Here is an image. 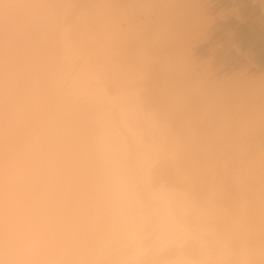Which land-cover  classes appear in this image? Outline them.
I'll return each mask as SVG.
<instances>
[{
  "label": "clouds",
  "instance_id": "obj_1",
  "mask_svg": "<svg viewBox=\"0 0 264 264\" xmlns=\"http://www.w3.org/2000/svg\"><path fill=\"white\" fill-rule=\"evenodd\" d=\"M107 10L166 23L179 15L167 0H123ZM102 68H79L70 88L102 120L121 171L118 196L98 217L113 239L50 223L40 193L21 184L13 195L0 167V264H264V154L241 189L219 158L193 154L148 83L157 69L147 59L115 56ZM238 232L260 242L230 252Z\"/></svg>",
  "mask_w": 264,
  "mask_h": 264
},
{
  "label": "bare ground",
  "instance_id": "obj_2",
  "mask_svg": "<svg viewBox=\"0 0 264 264\" xmlns=\"http://www.w3.org/2000/svg\"><path fill=\"white\" fill-rule=\"evenodd\" d=\"M92 2L0 0V167L13 195L21 184L40 193L50 223L103 243L113 237L99 230L98 217L102 207L117 198L121 171L111 154L102 120L94 117L77 99L76 90L70 88L79 68L95 65L102 74V66L111 60L97 50V40L94 42L92 38L96 24H91L94 20L87 13ZM86 18L92 21L87 19V22ZM103 19L108 21L109 17L105 14ZM109 26L114 32L115 24L110 21ZM248 90L253 95L263 93L264 82L260 79L249 85ZM170 91L173 100L177 95ZM213 92L221 93L218 88ZM186 93V98L180 96V101L189 99ZM166 94L162 105L169 108L183 130L193 154L219 158L242 182L243 189L250 175L259 170L264 154V147L256 146L249 134L264 124L260 113L245 117L236 111V118L215 131L217 123L223 121H217L214 116L203 119L208 123H203L200 116L196 121L197 105L192 104V110L188 109L193 111L191 114L184 100H178V104L177 96L175 102L169 103ZM205 100L211 108L214 102ZM220 101L215 104L224 109L225 103L220 105ZM186 103L191 106L190 101ZM202 106L198 109H205ZM180 108L194 118L186 117ZM216 109L212 112L208 109L210 112L206 113L218 110L217 115L225 114L224 110ZM221 114V118L226 115ZM200 120V125L194 124ZM193 125L195 129L201 128V137L197 138ZM206 127L209 130L213 127L215 134L205 132ZM237 138L242 140L239 147ZM259 242L258 235L238 232L230 238L229 251Z\"/></svg>",
  "mask_w": 264,
  "mask_h": 264
},
{
  "label": "rangeland",
  "instance_id": "obj_3",
  "mask_svg": "<svg viewBox=\"0 0 264 264\" xmlns=\"http://www.w3.org/2000/svg\"><path fill=\"white\" fill-rule=\"evenodd\" d=\"M167 2L170 4L174 12L179 15H177L175 19L166 23L156 21L155 17L149 21L143 16L137 17L132 13L120 11L113 12L111 10H107L110 5H116L119 7V5L123 3V0H94V2H92L93 5H90L92 6L91 9L88 8L87 11L88 15L91 13L89 16H91L94 21L88 18H86V21L88 19L90 22L92 21L91 24H94V22L96 24L93 26L94 28L96 27V30L92 29L94 34L92 35V38H94V42L97 40V42H95L97 50H100L99 52H103V54L107 55L110 59L115 56L129 59L130 54H134L141 60L147 59L148 63L157 69L149 74L148 83L153 93H155L154 95L156 99L161 104L163 103L164 98L165 100L167 99L165 95V97L163 96V94L168 93L171 90V87H173L171 90L173 94L179 96H176L177 103L179 104L178 100L180 101V96L183 97L186 93L185 89L187 86L184 84V79L186 77L185 80H188L187 85L189 88H187L186 94H188L187 98L189 99H183L184 106L187 105L186 109L189 112L194 107L193 105H197L194 107V109L196 108L197 110L195 111L196 113L194 112L196 115V121L199 120V116L202 120L206 119L205 117L211 119L212 116H214L217 121H223V123L219 122L220 127L219 123H217V126L214 127L216 124L214 120H212V123L215 124H213L215 131L221 129L222 124L226 125L230 122V120H232V118H236V115H234V112L236 111L237 115L241 114L240 116L245 117H250L252 115L255 116L258 114H256V112H259L264 118V91L263 93L257 92L253 95L248 90L249 85H252L260 80V75L264 72V70L250 69V67L239 69L237 67L230 72L229 70L221 71L220 69H215L211 62L204 63L196 59L194 53L195 47L200 42L205 41L215 22V19H213L216 7L215 5L213 6L214 1L167 0ZM99 5H104L106 10L97 11L96 8ZM105 14L109 17L108 21L103 19V15ZM226 16V13H222L219 18L223 19ZM110 21H112L116 26L114 32L110 29ZM98 37L101 38L100 41ZM98 43H100V46ZM172 80L173 85L171 86ZM214 88L220 89L221 93H214ZM202 94L205 96H201ZM166 95L169 96V103L176 101H174L176 97L173 96L174 99L172 100L170 98L172 95H169V93ZM184 97L186 98V95ZM204 98L207 99L208 102H214L211 108L209 107L211 104L209 106L208 104L206 105L207 102H205L206 100ZM183 100L181 98L180 102ZM185 100L186 102L190 101L191 106H189V103L187 104ZM219 101L221 102L220 105L225 103L226 105L224 104L223 106H227L226 108L228 109H225V107L224 109L223 107H221L222 109H219L218 104H215L216 102L219 103ZM204 102L205 104H202ZM214 104L219 111L224 110L222 113H225V116L219 112V115L221 114L224 118H221V116L216 114L218 111L217 109L214 113H206L210 112L208 109L211 110V112L214 111ZM200 105H203L202 107L205 109L208 106L207 111L205 112V109L202 107L201 108L204 111L198 109ZM178 106L180 107V105ZM184 106L181 108H185ZM190 108L191 110H188ZM186 109L181 110L185 111L183 113L187 117L188 112ZM198 112H205V116L202 117V113L199 115ZM190 113L193 114V111ZM190 113L188 117L191 115ZM189 118L192 119L194 117L191 118L190 116ZM196 121L194 124H201V120L199 122ZM205 121L203 120V123ZM206 122L208 123V121ZM195 126L196 125H193L194 129L196 128ZM206 126L208 127V125ZM207 127L205 132H215L213 127H211L210 130L208 129L209 127ZM257 127V129L251 131L249 134L256 146L264 147V124L262 126L258 125ZM200 129V127L195 129L197 132H195L196 136L198 135L197 138H199V136L201 137L203 134ZM241 141L242 140L237 138V147L242 144Z\"/></svg>",
  "mask_w": 264,
  "mask_h": 264
},
{
  "label": "crops",
  "instance_id": "obj_4",
  "mask_svg": "<svg viewBox=\"0 0 264 264\" xmlns=\"http://www.w3.org/2000/svg\"><path fill=\"white\" fill-rule=\"evenodd\" d=\"M215 22L205 41L194 50L196 59L215 69L264 70V8L252 0H218ZM226 13L225 18H219Z\"/></svg>",
  "mask_w": 264,
  "mask_h": 264
},
{
  "label": "built area",
  "instance_id": "obj_5",
  "mask_svg": "<svg viewBox=\"0 0 264 264\" xmlns=\"http://www.w3.org/2000/svg\"><path fill=\"white\" fill-rule=\"evenodd\" d=\"M212 1L216 2V1H218V0H212ZM214 2H213V3H214ZM252 2H253L255 5H257V6L264 8V0H252Z\"/></svg>",
  "mask_w": 264,
  "mask_h": 264
}]
</instances>
